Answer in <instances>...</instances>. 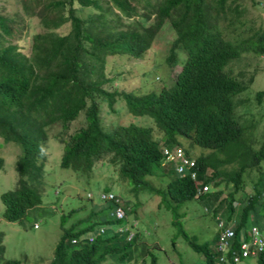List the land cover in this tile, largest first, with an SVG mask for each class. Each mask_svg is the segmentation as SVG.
I'll use <instances>...</instances> for the list:
<instances>
[{
  "label": "trees",
  "instance_id": "1",
  "mask_svg": "<svg viewBox=\"0 0 264 264\" xmlns=\"http://www.w3.org/2000/svg\"><path fill=\"white\" fill-rule=\"evenodd\" d=\"M246 1L20 0L22 13L39 25L27 41L18 37V21L0 13V137L20 146L15 186L0 193L2 216L20 221L40 203L43 148L54 124L59 125L55 137L62 146L61 167L86 176L97 163L111 168V179L100 191L112 196L93 202L83 217L61 230L48 264H113L140 252L141 231L130 227L134 232L126 239L124 222L138 204L136 197L144 194L159 195V204L172 212L176 232L205 264L213 263L210 244L216 232L199 241L184 230L177 209L187 199L197 198L211 217L219 215L231 224L230 250L238 232L253 224L264 235V135L255 147L252 130L264 116V88L253 89L264 79L258 64L264 54V22L247 18ZM259 3L250 0L264 17ZM167 24L174 36L162 61L174 64L178 52L181 64L168 86L146 91V70L133 72L126 63L120 70L110 62L144 57ZM245 52L257 61L248 62L247 71L233 69ZM115 79L127 87L112 85ZM136 79L140 87L131 86ZM117 99L152 123L112 118L105 123L101 102L113 113ZM78 117L79 125L68 132ZM176 147L182 157L194 159L191 166L182 163L183 175L175 168L181 161L167 159L163 150ZM203 184L209 189L195 194ZM113 185L116 191L110 190ZM115 207L124 218L110 215ZM3 254L0 231V264H25ZM250 257L264 264V249ZM154 262L152 255L149 264Z\"/></svg>",
  "mask_w": 264,
  "mask_h": 264
},
{
  "label": "rangeland",
  "instance_id": "2",
  "mask_svg": "<svg viewBox=\"0 0 264 264\" xmlns=\"http://www.w3.org/2000/svg\"><path fill=\"white\" fill-rule=\"evenodd\" d=\"M259 5H264V0H260ZM245 7L247 18H254L255 23L264 22L263 15L260 17L257 9L250 4V0L245 2ZM0 13L13 21H18V37L23 41L28 40L31 30L36 31L39 29L35 17L29 19L22 13L20 0H0ZM157 35L159 36L158 39L156 37L152 42V48L146 52L144 57L139 59L124 56L114 57L110 62L113 67L120 70L123 69L124 63L131 65L134 68L131 70L133 72L137 68L146 70L144 81L146 91L163 85L168 86L171 82L170 78L176 71L174 69H177L181 64V54L178 52L174 64L167 65L162 61L165 54L164 50L174 36L168 24L160 29ZM164 41L168 42L165 43ZM245 55L247 56L242 57L241 61L233 66V69L247 71L248 62L254 63L257 61L251 55V52H245ZM259 58L258 64L263 68L264 54ZM111 73L115 72L112 71ZM156 75L157 77H155ZM262 81L264 79L259 78L257 82L253 83V89L262 86L261 89H263L264 84ZM117 82L118 79L113 80L112 85ZM140 84L142 82L136 79L133 80L131 86L140 87ZM117 86L118 88L127 87L120 82ZM114 105L117 109L116 112L112 113L110 111L108 113L104 102H101V114L105 123H109V118L114 119V122L122 123L130 121L136 124L152 123L148 115H135L128 112L121 99H117ZM120 106H123V109ZM259 106L260 104H257L254 111ZM80 119L78 117L73 120L67 131H73L79 125ZM57 130H59V125H52L48 131L49 138L44 143L40 203L33 208H28L29 210L20 218V221L6 220L2 216L3 203L0 199V231L2 232L3 255L5 258L21 259L25 264H48L61 230L76 219L83 217L93 202L100 201V190L111 179V168H109L110 165L107 162H104L103 165L97 163L90 176L82 175L79 171L70 167H61L59 158L62 146L55 137ZM252 130L255 139L253 145L257 147L262 135H264V116L255 123ZM162 138L163 136L160 137V140ZM19 153L20 146L17 143L3 141L0 137V156L3 159L0 165V193L15 186L16 171L14 164ZM261 166L264 169V159L261 161ZM244 188L250 190L247 184ZM110 190L116 191V186L113 185ZM126 195L127 197L130 196L128 193ZM136 200L138 204L128 218L136 217L137 227L142 233L139 234L141 237V245L138 244L140 252H133L130 258L117 260L113 264H137L140 260H143L144 264H149L152 255L155 256V264H205L201 255L184 243L179 233L176 232L175 226L170 222L172 212L159 204L161 200L159 195H138ZM178 208L180 222L188 234H195L199 241L212 237L216 231V221L204 211L200 200L197 198L187 199ZM34 222H36V226H34ZM80 223L82 224V222ZM242 264H255V260L253 257H247Z\"/></svg>",
  "mask_w": 264,
  "mask_h": 264
},
{
  "label": "clouds",
  "instance_id": "3",
  "mask_svg": "<svg viewBox=\"0 0 264 264\" xmlns=\"http://www.w3.org/2000/svg\"><path fill=\"white\" fill-rule=\"evenodd\" d=\"M176 149H180L181 150L180 147H176V148L170 149L171 150L170 152H175ZM167 159L170 160L171 158L167 155ZM188 160H191L192 163L190 165L186 164L185 166H191V165L194 164V159L193 158L189 157ZM177 165H175V168L177 167ZM185 166H183V167H185ZM183 167L180 170V174L181 175H183L184 172H185V170H183ZM176 170H177V168H176ZM192 173L193 172H190V176H191V178H194L195 174L193 173V175H192ZM204 186H205V188H203ZM207 189H209V186L207 184H203L200 187L197 186L196 189H195V194H199V193H201L203 191H206ZM100 193H102V192H100ZM202 207H203L204 211H206L207 208H208L203 203H202ZM115 208H117V207H115ZM124 216L125 215H124V211H123V215L121 217H118V218H124ZM214 219L216 221V231H215L216 232V240H215L214 243L210 244L212 251L215 253V255L213 256L214 258H213V261H212L213 263L212 264H238V263L242 264V262H243V260L245 258L250 257L251 255H254L256 252L262 251L264 249V245H263V247L261 249H257V247H255L254 244L251 243L252 235L250 233V230H251V227H253V226H255L257 228V230L259 232V235H261L264 238L263 233H261V231L258 229V227L253 224L250 227H248V230H246V232H244V231H239L238 232L237 244H236L234 249L230 250L232 239L235 236V232H234L231 224L226 223V221L222 217H220L219 215H215ZM33 224H34V226H36V222H34ZM124 226L126 227L125 229H128V232L126 234V239H130L131 235L134 232V230H132V229H136L137 228V219H136V217L131 218L130 222H129V218L126 217V220L124 222ZM225 229H230L232 231V234L228 236V244L225 245L223 248H221L220 244H219V234H220V232L224 231ZM71 241L73 242V239H71ZM242 243H246L248 245L247 246V253L245 255L242 254V249H243L241 247ZM234 256H236L237 259H235ZM141 263L144 264V261L140 260L137 264H141ZM149 263H150V260H149ZM154 264H155V262H154Z\"/></svg>",
  "mask_w": 264,
  "mask_h": 264
},
{
  "label": "built area",
  "instance_id": "4",
  "mask_svg": "<svg viewBox=\"0 0 264 264\" xmlns=\"http://www.w3.org/2000/svg\"><path fill=\"white\" fill-rule=\"evenodd\" d=\"M164 151L167 153V155L170 157V158H178L181 163L177 165V170H181L182 169V163H185V164H191V160H188L184 157H182V151L180 149H176L175 152H170L167 148L164 149ZM193 175V173H192ZM205 188V186L203 187ZM112 196V194L110 192H102L100 193V197L101 198H110ZM110 215H113L115 217H121L123 215V211L121 208L117 207L115 208L114 210L110 211L109 212ZM250 233L252 235V241L251 243L254 244L255 247H257V249H261L264 245V238L259 235V232L257 230V228L255 226L251 227V230H250ZM232 234V231L230 229H225L224 231L220 232L219 234V244H220V247L223 248L225 245L228 244V236ZM247 244L246 243H242L241 244V247L243 248L242 249V254L245 255L247 253ZM235 259H237L236 256H234Z\"/></svg>",
  "mask_w": 264,
  "mask_h": 264
}]
</instances>
